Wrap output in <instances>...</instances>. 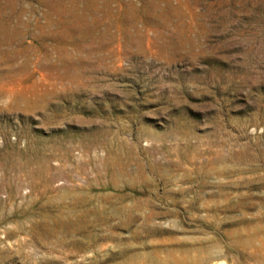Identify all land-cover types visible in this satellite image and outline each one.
<instances>
[{
	"label": "rangeland",
	"instance_id": "374dc122",
	"mask_svg": "<svg viewBox=\"0 0 264 264\" xmlns=\"http://www.w3.org/2000/svg\"><path fill=\"white\" fill-rule=\"evenodd\" d=\"M0 264H264V0H0Z\"/></svg>",
	"mask_w": 264,
	"mask_h": 264
},
{
	"label": "bare ground",
	"instance_id": "6f19581e",
	"mask_svg": "<svg viewBox=\"0 0 264 264\" xmlns=\"http://www.w3.org/2000/svg\"><path fill=\"white\" fill-rule=\"evenodd\" d=\"M112 178H114V177H112ZM112 181V180H111ZM80 224V223H79ZM79 228V227H78ZM79 230V229H78Z\"/></svg>",
	"mask_w": 264,
	"mask_h": 264
}]
</instances>
